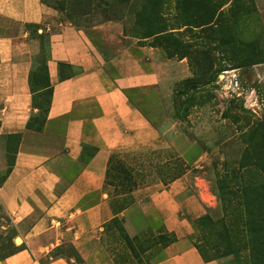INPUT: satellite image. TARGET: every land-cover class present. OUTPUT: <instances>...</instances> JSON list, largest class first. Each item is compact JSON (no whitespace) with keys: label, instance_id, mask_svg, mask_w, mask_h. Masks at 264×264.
<instances>
[{"label":"crops","instance_id":"obj_1","mask_svg":"<svg viewBox=\"0 0 264 264\" xmlns=\"http://www.w3.org/2000/svg\"><path fill=\"white\" fill-rule=\"evenodd\" d=\"M69 1L0 0V264H116L104 229L114 216L129 238L174 234L151 264H222L194 246L192 221L206 204L181 177L138 186L112 210L110 155L164 145L143 92L161 72L145 45L102 54L84 31L89 15L68 17L60 5ZM39 58L51 91L37 128L28 123L41 112L33 105L41 89L30 87Z\"/></svg>","mask_w":264,"mask_h":264},{"label":"rangeland","instance_id":"obj_2","mask_svg":"<svg viewBox=\"0 0 264 264\" xmlns=\"http://www.w3.org/2000/svg\"><path fill=\"white\" fill-rule=\"evenodd\" d=\"M60 5L68 17L89 15L83 28L102 54L145 45L161 72L160 82L143 92L158 113L152 120L164 132V145L113 152L107 193H113L115 178L137 187H163L170 173L180 172L177 178L188 189L200 190L203 214L214 222V231L224 208L238 211L247 199L264 196V0H72ZM47 94L36 92L35 104ZM111 199L117 210L132 195ZM262 207L258 197V211ZM106 233L116 264H151L162 257L169 237L147 229L130 239L120 223ZM247 250L220 260L241 264Z\"/></svg>","mask_w":264,"mask_h":264},{"label":"trees","instance_id":"obj_3","mask_svg":"<svg viewBox=\"0 0 264 264\" xmlns=\"http://www.w3.org/2000/svg\"><path fill=\"white\" fill-rule=\"evenodd\" d=\"M34 86H37V88L34 89ZM30 87L32 92L41 89V91L45 90L48 93L44 101H38L36 104L35 93L33 95V105L35 104L34 107L38 108L41 112L39 116L32 117V121H30L28 125L39 128L44 121L45 113L48 109L51 91L50 84L48 82L46 63L43 58H39L37 68L30 74ZM16 138L17 137L12 139L16 141ZM111 155L108 159L104 185L109 184L107 178L109 174V162ZM11 157L12 156L9 154V164H11ZM178 173L180 172L170 173L168 182L166 183L168 184L170 181L177 178ZM137 185L138 184L134 181L125 183L124 179L115 178L113 193L108 192V195L110 196V205L114 213L118 212L127 204L125 203L119 209L115 210L111 197L117 198L124 192L131 193ZM258 197H261L262 202H264V196H259L258 194L250 198V200L247 199L245 207L241 210L232 211L229 208H224L221 219L215 223L216 231H214L212 227L214 222L210 220V216L208 214H203L192 221L193 232L191 237L194 246L204 260H220L224 256H233L242 252V250L248 249L247 252L244 253L243 258L240 260L241 264H264V207L258 211ZM220 200L223 203L221 196ZM113 223H120V220L116 216L111 218L110 221L104 225L106 232L110 229ZM194 224L196 227H194ZM165 233H168L169 237L166 238L164 246L175 239L172 232ZM126 237L129 238L127 235Z\"/></svg>","mask_w":264,"mask_h":264}]
</instances>
